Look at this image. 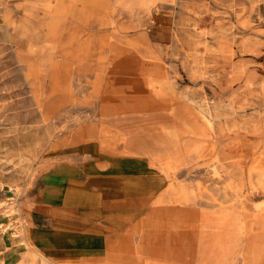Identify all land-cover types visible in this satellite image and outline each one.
Listing matches in <instances>:
<instances>
[{
  "label": "rangeland",
  "instance_id": "rangeland-1",
  "mask_svg": "<svg viewBox=\"0 0 264 264\" xmlns=\"http://www.w3.org/2000/svg\"><path fill=\"white\" fill-rule=\"evenodd\" d=\"M96 153L136 159L158 192L94 256L18 251L43 176ZM16 250L264 264V0H0V251Z\"/></svg>",
  "mask_w": 264,
  "mask_h": 264
},
{
  "label": "crops",
  "instance_id": "crops-1",
  "mask_svg": "<svg viewBox=\"0 0 264 264\" xmlns=\"http://www.w3.org/2000/svg\"><path fill=\"white\" fill-rule=\"evenodd\" d=\"M117 158L100 168L96 153L81 164L61 163L43 176L41 207L30 212L28 231L34 245H45L40 247L45 255L67 260L94 256L121 236L149 195L158 192V176L145 174L136 159Z\"/></svg>",
  "mask_w": 264,
  "mask_h": 264
},
{
  "label": "bare ground",
  "instance_id": "bare-ground-1",
  "mask_svg": "<svg viewBox=\"0 0 264 264\" xmlns=\"http://www.w3.org/2000/svg\"><path fill=\"white\" fill-rule=\"evenodd\" d=\"M31 65V64H30ZM29 65V66H30ZM91 155V154H89ZM93 155V154H92ZM93 166V165H92ZM114 166V165H113ZM95 169V168H94ZM112 170V169H111ZM114 170V169H113ZM94 171V170H93ZM96 171V169H95ZM119 171V169H118ZM109 173V172H108ZM94 177V176H93ZM100 194V193H99ZM98 194V195H99ZM16 213L21 215V211L19 208V204L17 203L16 205ZM139 225V224H138ZM6 229L8 227H5ZM19 234L21 235V247L18 248V251H22L24 252V254L26 253V255L32 256V260H34V257H39L42 261L51 263V259L50 257H48L47 255H45L41 250L40 247L45 246L43 243L37 241V245H34L31 241L32 239H34L31 234L28 231V226H26V224H24V222H22L19 226ZM11 233H16V231H11ZM14 237V236H13ZM35 240V239H34ZM24 247V248H23ZM23 249V250H22ZM17 250L14 251V257L9 258L4 251H0V264H24V260L17 254ZM25 250V251H24ZM86 255L89 253H85ZM8 261V262H7Z\"/></svg>",
  "mask_w": 264,
  "mask_h": 264
}]
</instances>
